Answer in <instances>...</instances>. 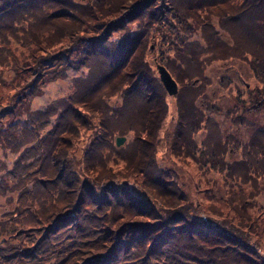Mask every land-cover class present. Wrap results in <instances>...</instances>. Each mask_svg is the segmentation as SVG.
<instances>
[{
  "label": "trees",
  "instance_id": "trees-1",
  "mask_svg": "<svg viewBox=\"0 0 264 264\" xmlns=\"http://www.w3.org/2000/svg\"><path fill=\"white\" fill-rule=\"evenodd\" d=\"M150 44L178 86L170 166ZM73 65L71 93L30 110L36 80ZM0 71L19 92L0 103V264H264L246 206L264 193V0H0ZM190 164L217 175L197 205Z\"/></svg>",
  "mask_w": 264,
  "mask_h": 264
},
{
  "label": "rangeland",
  "instance_id": "rangeland-1",
  "mask_svg": "<svg viewBox=\"0 0 264 264\" xmlns=\"http://www.w3.org/2000/svg\"><path fill=\"white\" fill-rule=\"evenodd\" d=\"M115 36H117V34ZM149 46H150V49L148 51V54H149V59L151 60V63H154L155 66L158 64L162 65L159 62L161 49L160 50L157 49L152 44H150ZM69 57L73 61H78L79 59H81L80 53H75V52H73V54L70 55ZM85 72H86L85 69L75 70L74 65H73L72 67H65L63 70H59L58 75H57L56 71L54 70V72L51 76L39 77L35 82L37 94H39V95L37 97H35V99L33 100L32 104L30 106V110H32V111L37 110L52 100H57V99H60L62 97L67 96L68 94H70L72 91V87H71L68 80L73 76L76 77V76L84 75V74H86ZM0 73H1V71H0ZM5 75H6V78H10L9 74L6 73ZM219 76H225V73L219 72L218 77ZM27 77H28V75H25L22 78V80H25ZM11 79L14 80L15 82H18L20 80L16 76L12 77ZM13 87L14 86H12V87L11 86H4V84L0 82V103L2 104V106H12L13 105V107L16 110L19 107L18 99H17L19 92H18V90L14 89ZM117 99L111 100L110 105L112 107H116L119 105V102H120L119 99L120 98L118 100ZM167 103H168V108H169V113H168L169 116L167 117V121L165 122L163 130L161 131V134H160L161 135L160 136V145L161 146H159V150L157 153L158 154L157 159L161 162V165L166 164L167 166H170L172 164V162H171V159H169L167 154H166L167 147L169 146L168 139H167V135H168L167 133H171V131H172V124L170 123V119H171L172 115H174V112L176 109L175 99L173 97H167ZM22 110H25V108L22 107ZM22 110H21V112H22ZM1 111H2V109H0V112ZM53 118L54 117H51L49 119V120H51L50 122H53ZM14 120L15 119H11L10 117H6L3 119V122L14 121ZM95 123H97V121L93 120L92 126L87 127L86 131L83 132V136H82L83 138H82V140H81V142L78 145L77 150H76V153H77L76 156L77 157L81 156L82 149L89 143L90 137L92 136V133L94 132L92 127ZM46 128H47V126H46ZM121 137H123V136H117L111 141V142H113V144L116 148L123 147L127 143V141L129 140V139L124 137L125 142L120 147H117L116 146V139L121 138ZM226 157H227V161H229V162L238 159L237 158L238 155H236L235 153H233L231 155L228 154ZM13 158H14V156L9 155L8 159L12 160ZM187 167H188L187 171L189 172V174L179 175V178L181 181H183V189L191 198V201L193 202L192 204L197 205V203L199 204V201H201V199H202L201 198L203 195L202 190H204V188H207V186L205 185V181L207 179L210 180L211 178L212 179L216 178L217 175H210L211 173L209 175H200V171H198V169L193 164H190ZM200 177H202V179H203L202 183H199ZM244 192H246V194L251 193L250 185L244 186ZM246 203H247L246 204L247 207H248V204H253V205L256 204L257 207L259 206L258 208L256 207V208H253L251 210L252 216H254V215L257 216L258 214H261L262 213L261 211H264V193L261 196H256L252 199L248 198ZM9 205H13V203H9ZM8 207H10V206H8ZM218 207L225 208V206H223L221 204ZM263 218H264V215H263ZM256 224H257L256 226L258 227L259 231L261 232L264 229V221L262 220L261 217H259L256 220ZM20 231L21 230H18V233ZM40 231H41V229L33 230L30 233H28L27 235H25L26 236V245H27L28 240H31V238L39 237V236H37V234H39ZM6 235H7V232L5 233V236ZM259 237L261 238L263 236L260 234ZM254 240H257V238H254ZM259 241L264 242V239L261 238V240H259ZM4 242H5V238H2L0 240V244H2ZM261 252L264 254V245L262 246Z\"/></svg>",
  "mask_w": 264,
  "mask_h": 264
},
{
  "label": "water",
  "instance_id": "water-1",
  "mask_svg": "<svg viewBox=\"0 0 264 264\" xmlns=\"http://www.w3.org/2000/svg\"><path fill=\"white\" fill-rule=\"evenodd\" d=\"M157 72L159 74V79L167 92L169 96H175L177 94V84L176 82L172 79L168 71L161 65H156ZM125 141V138H117L116 139V145L119 147L123 144Z\"/></svg>",
  "mask_w": 264,
  "mask_h": 264
}]
</instances>
